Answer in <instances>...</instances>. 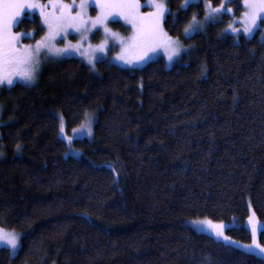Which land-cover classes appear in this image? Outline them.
<instances>
[{
  "label": "trees",
  "instance_id": "obj_1",
  "mask_svg": "<svg viewBox=\"0 0 264 264\" xmlns=\"http://www.w3.org/2000/svg\"><path fill=\"white\" fill-rule=\"evenodd\" d=\"M184 1L165 0L163 28L193 47L186 65L50 60L32 84L0 89V228L20 238L0 264H264L187 225L254 214L264 227V23L238 43L216 25L184 39L204 15ZM16 31L27 44L45 32L36 16ZM85 113L92 138L68 145L58 115L69 132ZM225 233L252 240L242 225Z\"/></svg>",
  "mask_w": 264,
  "mask_h": 264
},
{
  "label": "snow or ice",
  "instance_id": "obj_2",
  "mask_svg": "<svg viewBox=\"0 0 264 264\" xmlns=\"http://www.w3.org/2000/svg\"><path fill=\"white\" fill-rule=\"evenodd\" d=\"M51 11L47 6H41L37 0H0V85L7 82L12 85L13 77L18 76L26 84L32 83L36 79V74L40 67V57L45 59L53 58L60 55H69L75 51L84 55L89 63L93 60L100 61L101 57L96 53H104L106 46L109 44V37L118 41L121 45L120 53L116 56L118 61L132 65L149 58L150 53H156L157 50H163L166 59L169 62L179 60L183 49L179 41L174 40L164 32L161 26V20L164 19L167 8L165 0H147V5L151 10L149 12H141L142 7L140 0H80L76 4V0H72L71 4L63 3V0H49ZM91 4H95L98 9L97 15L93 17L87 16V10ZM188 0L181 5L186 7ZM246 11L243 13V33L245 37L250 36L260 23H264V0H243ZM210 7V3L208 4ZM222 4L218 8L212 9L213 13L220 12ZM40 9V16L43 25L47 31L40 40L36 41V46H20V33L14 34L12 28L17 23V17L21 15L24 9ZM228 12L233 9L228 8ZM119 16L126 24L131 25L132 34L127 39L122 38L118 33L111 31L108 27L110 18ZM206 20H215L214 15H206ZM202 25L194 16L192 21L185 27V35L190 32L197 31ZM231 28L235 35H239V30L231 24ZM103 28L105 39L95 47L89 45L87 49L81 52L82 45L77 42L72 44L67 40L69 29L80 34L81 40L88 38V33L93 29L99 30ZM65 40L63 48L57 47V37ZM130 53H135L133 57ZM95 65L93 64V67ZM206 71L201 68V74ZM88 113H85L86 123L82 122L80 132L73 129L74 134H83L87 131L92 134L91 123L88 119ZM60 133L65 131L64 117L58 115ZM64 139L71 142L73 137L64 136ZM19 149V146H17ZM254 214L249 216V225L251 227V244H245L242 248L254 256L264 257V245L258 240V226L253 222ZM191 223L198 226L208 223L212 233L217 238H223L225 242L236 243L225 235L223 224L213 225L211 221L193 220ZM199 230V229H198ZM0 245H5L9 251V255L14 254L19 248V237L15 233H8L0 228Z\"/></svg>",
  "mask_w": 264,
  "mask_h": 264
},
{
  "label": "rangeland",
  "instance_id": "obj_3",
  "mask_svg": "<svg viewBox=\"0 0 264 264\" xmlns=\"http://www.w3.org/2000/svg\"><path fill=\"white\" fill-rule=\"evenodd\" d=\"M233 1L234 0H224L223 1V7L221 8V11L220 12L213 13L212 12V9L218 8L221 5L218 6V7H214L207 0H188L187 6L189 4H195V3L202 2V5L204 7V15L201 18H196L199 21V23L202 25V27H200L197 31L190 32L188 35H185V31H184V36H183L184 39H188V38H190L191 36H193L196 33H203L209 25H216V26H218L219 29H220V33H221V35L223 37H230L236 43L239 42V39L240 38H243V39H250V38H252L254 36V34L256 33V31L260 28L261 23L258 22L259 27L250 36L245 37L244 36V33H243V24L241 23V21L243 19V13L246 11V8L243 5V0H240V4H241V6L243 8V11H242V13H238L237 10L235 9V5L231 4V2H233ZM79 2H80V0H76V4L77 5L79 4ZM37 3L40 4L41 6H47L48 10L51 11V5L49 4V0H37ZM63 3H65V4H71L72 3V0H70L68 2H66V1L63 0ZM140 3L142 5V7L140 9L141 12H149L151 10L148 6H146L147 5V0H140ZM184 3H185V1L183 2V4ZM209 3H210V7L208 6ZM186 7H184V8H186ZM228 8L233 9V11L232 12H228L227 11ZM97 12H98V9L95 7V4H91L89 6L88 10H87V16L94 18L97 15ZM166 14H167V12H166ZM206 15H214L216 17V19L215 20H206L205 19ZM26 16L27 17H31V18L34 17V16L38 17L39 20H40L41 25L44 27V31H45L44 32V35H45L47 29H46V27L42 23V19H41V16H40V9L39 8H35V9H24L23 12L21 13V15L19 17H17V23L12 28V32L14 34H16V33L22 34V35H20V38H19V45H18V47L30 45L34 49L35 46H36V42L33 43V44H27V43H24L23 42L24 38L29 37L30 34L16 31V27L19 24V22L22 20L23 17H26ZM164 19H165V17H164ZM164 19L161 20V26H162V28H163ZM113 23H120V24H122L126 30L125 31L124 30L121 31V30H116V29L112 28L111 25ZM229 24H231L233 27H235L236 29L239 30V35H235L232 32L231 28L228 27ZM108 27L111 29V31L118 33L124 39H127L132 34L131 25L126 24L125 21L122 20V19H120L119 16H116L114 18H110V20L108 22ZM163 30H164V28H163ZM164 32H165V30H164ZM87 35H88V38L86 40H81V37H80V34L79 33L74 32L71 29H69L68 36H67V40L70 41L72 44H76L77 42H79L82 45L81 52H83L85 49H87L89 47V45H91L92 47H95L98 44H100V42L102 40L105 39V34H104V31H103V28H99V30L93 29L92 32L88 33ZM173 39L174 40H178L181 48L183 49L181 58L179 60H175L173 62H169L166 59L163 50H157L156 53H150L149 54V58H145L141 62L134 63L132 65L125 64L122 61H118L116 59V56L120 53V47H121V45L119 44L118 41L112 40L110 37H109V44L106 46V51L104 53L97 52L96 55L101 57L100 61H107L109 64L118 66L119 68H122V69H128V70L142 68L146 64H148L149 62L155 61L157 59H162L165 62L166 66L168 68H171V67H173L175 65L183 66V65L188 64L189 63V59L187 58V55L191 52V50L193 49V47L190 46V45H185L179 39H176V38H173ZM57 41L58 42H57V45L56 46L57 47H60V48H63L64 47V44H65V40L62 38V36L61 37H57ZM130 55H132L134 57L135 56V53H130ZM67 58H76V59L80 60L82 63H84L85 65H87L88 67H90L91 69L94 68L93 67V64L95 65V63L98 62L96 60H93V62L90 64L89 61H88V59L84 55H81L80 53L75 52V51L71 52V54H69V55H60V56H56V57L48 58V59H45L44 56L41 55V57H40L41 63H40V67H39V70H38L36 76L42 71V69L44 68V66L46 65V63L48 61H50V60H58L59 61V60L67 59ZM13 80H14V83L12 85H9V84H7V82H5L4 84L0 85V89L9 88V87H11V86H13L15 84H18V83L19 84H26L18 76H14L13 77ZM32 83H30V84H32ZM30 84H26V85H30ZM88 119H90L92 121L91 128H92V133H93L94 117L91 118L90 117V114H89L88 115ZM83 122H85V123L87 122L86 121V117H85V119H84ZM75 129L77 130V132H80L81 125L79 127L75 128ZM59 135H60V138L63 139L68 145H70L71 142L73 140H76V139H81V138L91 139L92 138V134L89 135L87 133V131H84L83 134H74L73 129L68 132L66 130V128H65L64 133L61 134L60 133V127H59ZM64 136L73 137V140L71 142H69L68 140L64 139ZM67 154H71V155L76 156V157L79 156V153L77 151L73 150V149H71L70 152L67 153ZM250 216H252V215H250ZM191 221H193V220H191ZM191 221H188L187 222V225L190 226V227H192L193 229H195L197 232H200V233H204L206 235H209L210 237H212L216 241H220V242H222V243H224L226 245H230V246L236 247V248H238V249L246 252L242 248V246L245 245V244H242V243L237 242V241H235L236 243H229V242H225L222 237L221 238H217L212 233L211 227H210V225L208 223H203V224H200L198 226H194L191 223ZM207 221H209V220H207ZM253 222L258 226V235H259V232L261 230H263L264 227L256 219L255 216L253 218ZM211 223L213 225H218V224L225 225L226 227L224 228V232H226V230L229 229V228H236V227L242 225L251 234V227L249 225V217L242 224H240L236 220H231L228 223H226V222L217 223V222H212V221H211ZM5 231L8 232V233H15V232H12V231H7V230H5ZM15 234H17V233H15ZM225 235H226V233H225ZM18 237H19V235H18ZM231 241H234V240H231ZM249 244H251V242ZM19 245H20V238H19ZM0 248L7 249L5 245H0ZM259 257H261V256H259ZM261 258L264 259V257H261Z\"/></svg>",
  "mask_w": 264,
  "mask_h": 264
}]
</instances>
